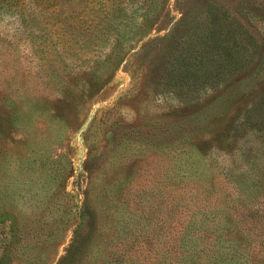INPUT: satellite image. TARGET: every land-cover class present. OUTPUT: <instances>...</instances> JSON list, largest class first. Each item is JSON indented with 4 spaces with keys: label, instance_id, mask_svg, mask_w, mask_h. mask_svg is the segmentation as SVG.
I'll use <instances>...</instances> for the list:
<instances>
[{
    "label": "rangeland",
    "instance_id": "1",
    "mask_svg": "<svg viewBox=\"0 0 264 264\" xmlns=\"http://www.w3.org/2000/svg\"><path fill=\"white\" fill-rule=\"evenodd\" d=\"M11 1L0 264H264V0Z\"/></svg>",
    "mask_w": 264,
    "mask_h": 264
},
{
    "label": "trees",
    "instance_id": "2",
    "mask_svg": "<svg viewBox=\"0 0 264 264\" xmlns=\"http://www.w3.org/2000/svg\"><path fill=\"white\" fill-rule=\"evenodd\" d=\"M19 0H12L11 2H18ZM40 2L42 3H51L55 0H39ZM6 2L8 3L9 0H6ZM184 232V229H181L180 233H183ZM175 235L177 236V234L175 233ZM187 235V233H183L181 237H185ZM175 238V237H174ZM183 240H187V241H190V245L192 246H195V243L196 241H200V236H198V234H192V235H188L186 238H184ZM195 251L197 250H194L193 253H195ZM176 255V254H175ZM178 258L179 261L181 260H185L186 259V256L184 257V255L181 253L179 256H176ZM185 258V259H183ZM174 263V260H172L171 264Z\"/></svg>",
    "mask_w": 264,
    "mask_h": 264
}]
</instances>
